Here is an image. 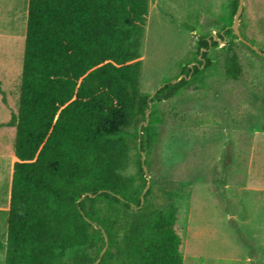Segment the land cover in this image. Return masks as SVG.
I'll use <instances>...</instances> for the list:
<instances>
[{
	"label": "trees",
	"instance_id": "1",
	"mask_svg": "<svg viewBox=\"0 0 264 264\" xmlns=\"http://www.w3.org/2000/svg\"><path fill=\"white\" fill-rule=\"evenodd\" d=\"M238 1L228 0L217 34L229 38L227 80L242 73L231 28ZM149 5L27 0L3 264H184L177 208L155 207L153 182L144 192L142 152L157 142L161 103L204 83L218 41L200 36L194 61L150 99L140 90ZM132 145L138 172L126 176Z\"/></svg>",
	"mask_w": 264,
	"mask_h": 264
},
{
	"label": "rangeland",
	"instance_id": "2",
	"mask_svg": "<svg viewBox=\"0 0 264 264\" xmlns=\"http://www.w3.org/2000/svg\"><path fill=\"white\" fill-rule=\"evenodd\" d=\"M242 13L239 27L257 54L232 39L242 73L227 80L229 38L217 34L228 0H150L141 50L143 93L152 94L194 61L200 36L212 34L218 41L209 51L213 64L204 83L161 103L159 136L145 157L155 207L177 208L184 264H264V0H243ZM26 15L27 0H0L1 243L15 161L12 115L19 104ZM137 172L132 145L122 173ZM3 259L0 249V264Z\"/></svg>",
	"mask_w": 264,
	"mask_h": 264
},
{
	"label": "water",
	"instance_id": "3",
	"mask_svg": "<svg viewBox=\"0 0 264 264\" xmlns=\"http://www.w3.org/2000/svg\"><path fill=\"white\" fill-rule=\"evenodd\" d=\"M242 11H243V0H239V1H238L237 11H236V13H235V15H234V19H233V23H232L231 28L233 29L234 34H236V35L239 37V40L243 41L245 44H247L248 46H250L251 48H253V50L257 51V49H256L255 47H252V46L250 45V43L247 42V41H246V40L240 35V32H239V24H240V16H241V14H242ZM223 40H224V39H223ZM182 78H183V76H181L180 78H178V79H176V80L171 81V83H173V84H174V83H177V82L180 81ZM162 86H163V85H161L158 89H160ZM158 89H157V90H158ZM157 90H156V91H157ZM156 91L153 92V93L151 94L150 99L155 95ZM149 107H150V109H151V107H152V103H151V102H149ZM149 113H150V111H148L147 115H148ZM147 121H148V119L146 120V122H147ZM142 164H143L144 173H145V175L147 176L148 172H147V169H146V165H145V155H144L143 152H142ZM149 187H150V179L147 177V184H146V188H145L144 192H145ZM88 195H89V196H92V195H90V194H88ZM84 197H85V195H84L82 198H84ZM141 199H142V202H143V197H142ZM105 241H106V243L108 242V238H107L106 234H105ZM106 248H107V244H106V246H105V248H104V251L106 250Z\"/></svg>",
	"mask_w": 264,
	"mask_h": 264
}]
</instances>
